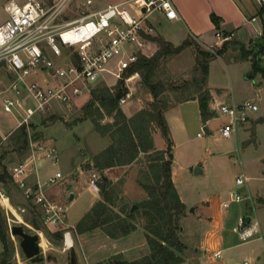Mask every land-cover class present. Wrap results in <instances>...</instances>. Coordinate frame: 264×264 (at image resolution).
<instances>
[{
	"label": "rangeland",
	"instance_id": "rangeland-1",
	"mask_svg": "<svg viewBox=\"0 0 264 264\" xmlns=\"http://www.w3.org/2000/svg\"><path fill=\"white\" fill-rule=\"evenodd\" d=\"M9 1L21 3L24 0H0V23L8 18L3 4ZM82 1L73 0L66 10V16L73 17L79 15L83 7L82 4L80 5ZM263 17L264 12L260 13L258 17L260 22ZM152 24L154 25V34L156 35L159 33L165 36L167 33L177 34L184 31V26L181 23L171 24L163 20L159 25L156 21L152 20ZM215 31L216 29L211 27L207 28L203 33L207 37L202 38L200 36L201 40L212 42L213 39H216L214 36ZM241 52L240 48L237 47L236 53H232L230 56L222 55L210 60V64L207 67L209 73L207 71L206 83L208 81L209 85L212 86L211 91L224 101L218 102L213 109L217 110L220 104H228L226 102H230L232 98L237 102L250 100L256 104L257 109L247 112L248 120L243 125H240L235 135H232L230 138L221 136L217 131L218 125L223 122V118L220 116H217L206 128L199 130V135L202 134L203 137L196 136V132L198 131L196 129L188 136L189 144L193 147L199 146L200 151H203L207 147L214 156L223 151L226 153L212 159L208 163L209 165H207L204 174L191 175L190 178L180 180L179 187L184 197L189 201V204L184 216L180 218L182 229L179 232V237L184 247L181 251L183 260L179 264H199L194 259L195 251L208 231L209 235L212 232L213 235L216 232L220 234L221 239L219 241L221 242H219L218 246L221 249L220 253L223 257L227 253H235L236 261L247 259L250 261V264H261L264 261V204L259 203L261 200V202L264 201V74L252 63L250 59L251 54L241 57ZM193 54L194 49L192 48L190 53L186 51L180 55L176 54V56L165 57L157 67L155 78L163 84L159 97L168 106L173 105L178 99L189 97L195 92L194 78L196 75L193 70L194 59L193 61L190 60L191 57L194 58ZM232 56L238 58L231 60L230 57ZM109 65H112V63L110 62ZM258 65L261 68L264 67V59L262 57L259 58ZM251 73H253V77L247 78L246 76ZM103 76L106 82L100 80L96 84L101 82L104 84L107 82L113 83L116 81L108 73L104 72ZM137 81L140 82L139 77L129 82L130 87H132L130 98L122 104L118 103L124 110H128V108L131 110L142 108L150 102L147 99L149 95L146 94L148 93L146 87L142 85L139 87ZM208 95H210L209 92ZM87 97L88 91L85 90L74 99L73 103L63 104L53 100L52 111L35 115L33 117L34 121L25 126L29 137V145L22 155L17 154L13 150L11 142L6 139L2 144L0 154L2 156L1 162L6 165L8 172L11 164L21 162L30 154L32 146L43 144L49 148H55L58 158L56 162H53V158L44 157L39 152L37 155L40 158L36 161V170L31 171V174L36 173L40 182L44 184L42 187L44 191L46 188L59 184V180L55 183H49L48 179L54 175L56 170L62 169L61 159L67 160L69 157L71 159L84 157L88 153H91L93 148L102 147L105 143L109 144L110 140L107 136H101L96 131L91 130L92 122L90 120H83L82 106L84 105L83 101ZM109 119V116H104L102 121L105 122ZM15 123L16 121L10 114L0 111V124L2 125H0V129L2 133H7L8 130H11ZM153 132H155V129H153ZM92 157L93 155L88 160H91V166H94ZM150 158L152 157H146L141 154L138 159L125 167L127 169L123 167L108 171L96 170L100 175L104 174L113 178L109 179L110 183L106 186V190L111 196L108 209L111 214H117L114 221H122L124 225L129 224L130 228H132L126 234L119 233L114 238L110 237L106 231V229H112L110 225L97 227L88 231L89 233H86L84 236L78 235L75 227L67 225L65 221L64 224H61L57 228L48 227L42 220L38 206L36 210L40 214L36 217L37 227H33L25 221L26 218L35 215L34 210L30 212L31 203L23 197L20 189L12 184L3 185L0 183V192L4 197L8 198V203L11 204L10 206L14 210L4 205L0 196V209L5 219L6 231L9 238L6 253L2 251L0 254V264H116L117 262L121 263L142 258L149 251L143 228L145 218L138 207L129 212L131 204H138L141 201L138 195L142 188L136 180L133 178L129 179L130 184H127L128 195H126L123 190V181L127 174L135 172L136 169V176L139 172L138 170H146ZM207 160L209 161V159L205 161ZM72 162L74 161L70 160L71 164ZM31 169L29 168L28 170ZM88 174L89 172H87ZM240 174H245L248 177V181L244 185L235 186L234 180ZM28 180L30 182L33 181L31 177ZM99 181L100 178L97 180V185ZM71 189L76 192L74 188ZM81 191L83 192L82 199L84 200L83 208L90 201L94 192L84 189V187L81 188ZM142 191L144 192V190ZM235 191L241 195H250L254 208L251 206L250 200L247 199L239 202L229 201L227 208L222 210V218L216 229L197 221L189 214L192 213L190 210L194 203H200V201H204L208 197L212 198L211 196H214V199L219 202L228 199L229 193ZM98 195L99 200L104 198L100 194L99 186ZM258 196H262L263 198H258ZM66 201L69 202V199ZM75 208H79V205L71 209ZM71 209H69L68 214L70 216L69 220L72 222L75 214L71 212ZM127 211L132 213V216L128 215ZM238 216H248L252 220L256 219L262 238H258V234H255L252 238L253 240L246 241L250 243L243 244L244 242L232 231V228L236 225ZM13 224L22 225L24 230L29 233L39 234L41 239V261L31 262L24 256L19 247V237L13 236L10 232V226ZM64 227H67L66 229H69L73 236L74 256L70 254V249L63 248L62 239H57L50 234L56 230L64 231ZM0 244L3 248L1 241ZM243 248H252L253 251L251 253L239 254L238 250H243ZM205 250V256H209L213 252L211 248ZM198 251L204 253L203 249L199 248ZM257 255L260 258L257 259ZM205 264H211V262L207 261Z\"/></svg>",
	"mask_w": 264,
	"mask_h": 264
},
{
	"label": "built area",
	"instance_id": "built-area-1",
	"mask_svg": "<svg viewBox=\"0 0 264 264\" xmlns=\"http://www.w3.org/2000/svg\"><path fill=\"white\" fill-rule=\"evenodd\" d=\"M72 1L24 0L3 4L8 18L0 23V111L10 114L16 123L7 133L0 129V149L13 130L28 126L35 115L52 111L53 100L71 103L100 81L104 72L123 80L127 91L118 103H124L132 95L129 82L138 76L135 71L126 75L127 69L139 56L153 53L150 52V44L155 43L150 39L154 36L152 16L160 13L165 19L178 18L174 0H123L98 9L92 7V0H84L79 15L67 17L65 13ZM254 1L264 9V0ZM214 35L221 41L230 39V35H222L218 30ZM256 109L250 100L220 104L216 110L224 118L218 128L220 135L232 137L237 127L248 120L247 112ZM39 152L53 158V162L58 159L55 148L37 144L21 162L10 166L9 173L24 195L40 207L44 224L57 228L64 224L65 205L47 197L39 182L27 180L28 169H36ZM61 177L57 171L48 182L55 183ZM99 178L96 172L90 174L91 189L98 190ZM247 181L248 177L240 174L234 184L241 186ZM0 196L3 198L1 192ZM244 199L253 205L250 195L235 191L229 193V200L221 206L226 208L229 201ZM67 227L62 235L64 249L74 247ZM232 231L242 242L251 240L255 234L262 238L257 220L250 217L246 220L245 216H238ZM213 256L219 258L220 251H215ZM239 264H250V261L244 259Z\"/></svg>",
	"mask_w": 264,
	"mask_h": 264
},
{
	"label": "trees",
	"instance_id": "trees-1",
	"mask_svg": "<svg viewBox=\"0 0 264 264\" xmlns=\"http://www.w3.org/2000/svg\"><path fill=\"white\" fill-rule=\"evenodd\" d=\"M211 19L213 22L218 23L216 16L211 15ZM262 37L264 38V32ZM150 39L157 44L156 51L150 56H139L126 72V75L133 71L138 72L141 85L146 87L152 97L148 104L132 115H126L118 105L119 98L127 91L123 80L120 79L112 87H108L103 83L96 84L90 89L89 99L82 106L84 118H88L92 122L95 131L101 136H107L110 140L109 144L92 157L96 169L103 171L105 168L112 166L128 165L138 159L141 154L152 157L148 160L147 169L138 170L136 176V182L145 192V197L136 205L141 209V213L145 218L143 228L149 251L140 259L117 262L116 264H179L182 262L181 251L184 246L180 240L179 232L180 218L184 216L186 206L179 198L171 180L172 142L169 137L168 124L164 118V111L168 108V105L159 97L163 84L155 78L156 71L162 59L176 55L184 48L193 45L196 53L193 70L196 74L199 72L200 75L194 78V90H201L206 85L208 61L216 56L224 55L227 47L232 45V41L227 39L222 42L220 47H215L212 51H209L199 46L190 37L185 38L177 46L158 35L150 36ZM263 48L264 40L258 51L251 53L244 50L241 52V57L251 54L252 63L264 74V67L261 68L258 65L259 55ZM226 56H230V54L228 53ZM208 97L207 90H202L198 95L200 101L208 100ZM183 99H188V97ZM210 115L208 111L202 113L203 119H207ZM104 116H109L111 120L103 122ZM155 128L160 131L166 142L164 149H155L153 146L151 135ZM28 138L25 126L13 130L7 137L13 145V150L19 155H22L28 149ZM1 158L0 154V183L3 185L12 184L20 189L13 181L6 165L1 162ZM109 183V179L101 174L98 186L100 194L104 198L96 201L76 222L74 227L77 233L110 225L112 229H106V231L110 237L114 238L117 234H126L132 229L129 224L124 225L122 221H114L117 214H111L108 209L111 196L106 190V186ZM21 193L31 203L30 212L34 210L35 213L33 217L26 218L25 221L33 227H37L36 217L40 214L36 210L38 205L34 204L30 197H26L22 190ZM127 214L132 216V213L128 211ZM50 234L57 239H62L63 231L56 230ZM0 241L3 245V253H6L9 238L1 209Z\"/></svg>",
	"mask_w": 264,
	"mask_h": 264
},
{
	"label": "crops",
	"instance_id": "crops-1",
	"mask_svg": "<svg viewBox=\"0 0 264 264\" xmlns=\"http://www.w3.org/2000/svg\"><path fill=\"white\" fill-rule=\"evenodd\" d=\"M121 1L123 0H92V7L98 9L106 6L107 4L118 3ZM82 2L80 3V5L82 4ZM174 3L178 14V18L165 19L160 13H156L157 15L154 14L152 16V20L154 22L156 21L157 24L159 25L162 23L163 20H166L171 24H175V23L183 24L184 31H181V33L180 32L177 34L167 33V35L165 36L162 34L160 35L158 33V36H161L163 39L169 41L174 46L181 44L185 38L190 37L193 39L194 42H196L199 46H201L206 50H208L207 47L211 49L209 51H212V49L215 47H220L223 41L219 40L218 38H216L215 40L213 39L212 42H207V41L205 42L201 40L200 36H202V38L207 37L203 35V33L209 27L218 30L222 35H230L229 40L232 41V45L227 47V49L224 52V55L228 53L230 55L232 53H236L237 47H239L241 51L245 50L253 53L258 51L260 45L263 43L264 38L262 37V33L264 32V17L261 19V22L258 19V17L260 16V13L264 12V9H261L255 3L254 0H174ZM211 15L217 17L218 23L213 22V20L211 19ZM253 16L255 17V20H251ZM155 35L156 34H154V36ZM156 45L157 44L153 42L150 44V52L153 51L154 53L156 51L157 49ZM192 48L194 49L193 45L188 46L184 48L181 52H179L177 55H180L186 51L190 53ZM193 56L194 58L191 57L190 60L193 61L194 59V66H195V56H196L195 49ZM218 57L219 56H216L215 58ZM259 57H262L264 59V48L262 49V52L260 53ZM230 59L234 60V57H230ZM209 64L210 61H208L207 67L209 66ZM207 71L209 73V70ZM251 74L253 77V73ZM195 75L196 77L200 76L199 72H197V74L195 73ZM137 77H139V74ZM252 77H247V78H252ZM103 80L104 82H106L104 76L101 79V81ZM116 82L117 79L115 82L113 83L107 82L105 85L108 87H112L116 84ZM137 84L139 87L141 86L140 85L141 82L137 81ZM211 88L212 86H210L207 81L206 85L202 87L201 90L198 89L194 90L195 92H193L189 96L190 98L188 97V99H179L173 105L168 106V108L164 111V118L168 124L169 137L172 142V146H171L172 158L170 164L171 180L179 195V198L185 204L186 210L189 201L184 197L183 192L179 187L180 180L183 178L184 179L190 178L191 175L197 176L199 174H204L206 172L207 165H209L208 163H210L212 159L226 153L225 151H223L221 153H218V155L214 156L213 153H210V150L207 147H205L203 151L202 150L200 151L199 146L193 147L192 145L189 144L188 136L190 135V133L196 129L198 130L196 132V136L203 137L202 134L199 135V130H201L202 128H206L208 125L211 124V122L218 116L216 110H214L213 108L217 105L218 102H224L223 100L219 99L218 95H215L211 91ZM202 90H207L210 94L207 100L208 101L207 111L210 112L211 115L207 119H203L202 117L203 112L199 105L200 100L198 98V95L200 94V92H202ZM146 94L149 95L147 99L151 101L152 100L151 94L149 92ZM89 96H90V90L88 91L87 99L83 101L84 103L89 99ZM73 101L71 103H73ZM226 103L231 104V103H240V102H237L232 98L230 102H226ZM138 109L131 110L128 108V110H124V109L122 110L126 115L130 116ZM86 119L88 118H84L83 120ZM109 120H111V118ZM221 124L222 123H220L217 127L218 132H219L218 128ZM91 130L95 132L93 125L91 127ZM7 132H9V130ZM151 136H152L153 146L155 147V149H164L166 147V142L157 128H155V132H153ZM107 144L108 143H105V145L102 147L93 148L91 150V153H88L84 157H77L75 159H71V157H69L67 160L61 159L60 161H62V165H61L62 169L55 171V172L57 171L60 172L62 175L61 179L59 180L60 181L59 184L56 186H52L50 188H46V189L43 188L44 193L46 194L47 197L51 199H56L57 201L65 205L66 212L64 215V221L67 222V225L74 227L76 222L83 216V214L86 211H88L89 208L96 201L99 200L98 190L96 191L91 189L88 184V181L90 179V174L92 172H96V170L98 169H96L94 166H91V160L88 159L92 155L102 150ZM202 159L204 160L202 161ZM206 159H209V161L208 160H207L208 162L205 161ZM70 160H73L74 162H72L71 164ZM127 166L128 165L112 166L105 168L104 170L108 171L110 169L123 168V167L124 169H127L125 168ZM194 166H198L199 169H201V172L198 174H194L193 173ZM34 170L36 169L29 170L27 180L31 177L33 181L30 182V180H28V182L29 183L39 182L43 187L44 184L40 182L38 175L36 173L31 174V171ZM87 172H89L88 175ZM136 172L137 169L135 172L127 174L125 180L123 181L124 182L123 190L126 195H128L127 184H130L129 179L133 178L134 180H136ZM104 177H107L108 179H113L112 176L109 177L107 175H104ZM83 187L84 189L91 190L94 193L90 201L87 203V205L82 208L84 200L82 199L83 192L81 191V188ZM71 188H74L76 192H74L73 189ZM142 190L138 195L139 200H142L145 197V192H143ZM211 197L212 198L208 197L204 201H200V203H194L193 207H191L190 210L192 213L189 214L197 221H200L206 224L207 226L209 227L211 226L216 229L217 226L220 224V220L222 218V210L225 209L221 206V203L223 201L229 200V198L218 202L216 201V199H214V196ZM261 197L262 196H258V198ZM67 199H69V202L66 201ZM259 203L264 204V201L263 202L260 201ZM76 205H79V208L71 209ZM69 209H71V212L75 214V218L73 219L72 222L69 220L70 219V216L68 214ZM246 218H248V216ZM86 233L89 232L86 231L83 233H78V235L84 236ZM219 239H221V237L220 234H218V232H216L215 235H213V232L212 234L209 235V231H208L207 234L202 239L199 246L197 247L195 251L194 259H196V261L199 264H205L207 261H210L211 264H239L241 261H236L235 253H227L224 257L221 255L219 258L213 256V253L215 251L221 250L218 246L219 242H221L219 241ZM247 243L250 242H246V243L244 242L243 244H247ZM199 248L203 249L204 253L199 252L198 251ZM209 248H211L213 252L209 256H205L206 255L205 249H209ZM2 251L3 248L0 244V254ZM252 251H253L252 248L250 249L243 248V250H238V253L245 254V253H251ZM258 258H260V256L257 255V259ZM261 264H264V261Z\"/></svg>",
	"mask_w": 264,
	"mask_h": 264
},
{
	"label": "water",
	"instance_id": "water-1",
	"mask_svg": "<svg viewBox=\"0 0 264 264\" xmlns=\"http://www.w3.org/2000/svg\"><path fill=\"white\" fill-rule=\"evenodd\" d=\"M247 77H252V74H249ZM141 85V84H140ZM202 112H207L208 110V101L202 100L199 103ZM201 172L198 166L193 167V173L198 174ZM137 208L136 204H131L129 212H132ZM248 220V218H246ZM180 226V230H181ZM10 232L13 236L19 237V247L23 252L24 256L29 259L31 262H39L42 260V256H40L41 252V244H40V236L37 233H29L24 230L22 225L13 224L10 226ZM70 254L74 256L75 252L73 247L70 248Z\"/></svg>",
	"mask_w": 264,
	"mask_h": 264
},
{
	"label": "bare ground",
	"instance_id": "bare-ground-1",
	"mask_svg": "<svg viewBox=\"0 0 264 264\" xmlns=\"http://www.w3.org/2000/svg\"><path fill=\"white\" fill-rule=\"evenodd\" d=\"M2 200H3V203H4V205H7V206H9L10 208H11V210H13V208L10 206L11 204H9L8 202V199H7V197H4L3 196V198H2ZM14 211V210H13ZM16 214V213H15ZM18 216V215H17ZM67 242H70V235L69 234H67Z\"/></svg>",
	"mask_w": 264,
	"mask_h": 264
}]
</instances>
